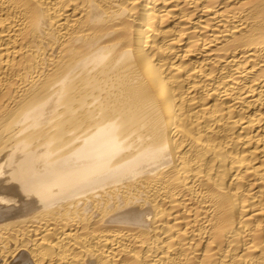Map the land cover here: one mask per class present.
<instances>
[{"label": "bare ground", "instance_id": "bare-ground-1", "mask_svg": "<svg viewBox=\"0 0 264 264\" xmlns=\"http://www.w3.org/2000/svg\"><path fill=\"white\" fill-rule=\"evenodd\" d=\"M0 264H264V0H0Z\"/></svg>", "mask_w": 264, "mask_h": 264}]
</instances>
